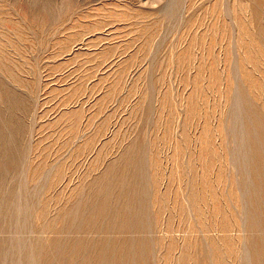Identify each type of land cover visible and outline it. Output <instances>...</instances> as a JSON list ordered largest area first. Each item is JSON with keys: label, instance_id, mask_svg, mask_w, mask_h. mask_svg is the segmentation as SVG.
<instances>
[{"label": "rangeland", "instance_id": "1", "mask_svg": "<svg viewBox=\"0 0 264 264\" xmlns=\"http://www.w3.org/2000/svg\"><path fill=\"white\" fill-rule=\"evenodd\" d=\"M66 263L264 264V0H0V264Z\"/></svg>", "mask_w": 264, "mask_h": 264}, {"label": "bare ground", "instance_id": "2", "mask_svg": "<svg viewBox=\"0 0 264 264\" xmlns=\"http://www.w3.org/2000/svg\"><path fill=\"white\" fill-rule=\"evenodd\" d=\"M261 145H262V144H261ZM259 146H260V145H259ZM43 164H44V163H43ZM59 165H60V164H59ZM43 166H44V165H43ZM14 169H15V168H14ZM55 172H56V171H55ZM121 185H122V184H121ZM134 186H135V185H134ZM119 187H120V186H119ZM113 190H114V189H113ZM46 191H47V190H46ZM135 194H136V193H135ZM47 197H48V196H47ZM58 197H59V196H58ZM135 197H136V196H135ZM125 198H126V197H125ZM125 198H124V199H125ZM138 198H139V197H138ZM104 199H105V198H104ZM48 200H49V199H48ZM108 200H109V199H108ZM105 201H106V200H105ZM135 201H136V200H135ZM50 202H51V200H50ZM198 203H199V202H198ZM103 204H104V203H103ZM141 204H142V203H141ZM55 205H56V204H55ZM93 205H95V204H93ZM101 205H102V204H101ZM104 205H105V204H104ZM104 205H103V206H104ZM112 205H113V204H112ZM131 205H132V204H131ZM192 205H193V204H192ZM53 206H54V205H53ZM65 206H66V205H65ZM107 206H108V205H107ZM107 206H105V208H106ZM109 206H111V205H109ZM109 206H108V207H109ZM138 206H139V205H138ZM101 207H102V206H101ZM195 207H196V206H195ZM53 208H54V207H53ZM96 208H98V207H96ZM111 208H112V207H111ZM133 208H134V207H133ZM135 208H136V207H135ZM93 209H94V208H93ZM93 209H92V210H93ZM108 209H110V208H108ZM95 210H96V209H94V211H95ZM113 210H116V209H115V206H114V209H113ZM113 210H112V211H113ZM101 211H102V210H101ZM119 211H120V210H119ZM124 211H125V209H124ZM124 211H123V212H124ZM110 212H111V211H110ZM120 212H121V211H120ZM127 212H128V211H127ZM195 212H196V211H195ZM96 213H97V212H96ZM105 213H106V212H105ZM113 213H114V212H113ZM36 214H37V212H36ZM86 214H87V213H86ZM100 214H101V213H99V215H100ZM103 214H104V213H103ZM111 214H112V213H111ZM29 215H30V214H29ZM92 215H94V212L92 213ZM96 215H97V214H96ZM105 215H106V214H105ZM107 215H108V214H107ZM107 215H106V216H107ZM112 215H113V214H112ZM114 215H115V214H114ZM126 215H128V214H126ZM109 216H110V215H109ZM94 217L96 218V216H94ZM94 217H93V218H94ZM112 217H113V216H112ZM128 217H129V215H128ZM102 218H103V217H102ZM125 218H126V217H124L123 219L125 220ZM130 218H131V217H130ZM53 219H54V217H53ZM95 220H96V219H95ZM98 220H99V219H98ZM88 221H89V220H88ZM108 221H109V220H108ZM114 221H115V220H114ZM118 221H119V220H118ZM121 221H122V220H121ZM129 221H130V220H129ZM135 221H136V220H135ZM135 221H134V222H135ZM122 222H123V221H122ZM122 222H121V223H122ZM126 222H127V221H126ZM131 222H132V221H131ZM134 222H133V223H134ZM92 223H93V222H92ZM103 223H104V221H103ZM119 223H120V222H119ZM237 223H238V222H237ZM109 224H110V223H109ZM123 224H124V223H123ZM123 224H122V226H123ZM112 225H113V224H112ZM83 239H84V238H83ZM77 241H78V240H77ZM102 241H103V240H102ZM108 241H109V240H108ZM110 241H111V240H110ZM106 242H107V240H106ZM112 242H113V241H112ZM72 243L74 244V242H72ZM72 243H70V244H72ZM81 243H82V242H81ZM228 243H229V242H228ZM78 244H80V241H78ZM82 244L85 245L84 243H82ZM102 244H103V243H102ZM106 244H107V243H106ZM109 244L111 245V244H113V243H110V242H109ZM115 244H116V243H115ZM118 244H119V243H118ZM128 244H129V243H128ZM130 244H131V243H130ZM104 245H105V243H104ZM113 245H114V244H113ZM135 245H136V244H135ZM259 245H260V244H259ZM74 246H75V245H74ZM102 246H103V245H102ZM116 246H117V245H116ZM126 246H127V245H126ZM76 247H77V249H79V247H78L77 245H76ZM76 247H74V248H76ZM109 247H110V246H109ZM109 247L107 246L106 248H109ZM111 247H112V246H111ZM261 247H262V245H261ZM60 248H61V246H60ZM101 248H102V247H101ZM101 248H99V249H101ZM114 248H115V247H114ZM125 248L128 249V247H125ZM130 248H131V247H130ZM130 248H129V249H130ZM61 249H62V248H61ZM84 249H85V248H84ZM88 249H89V248L87 247V252H88ZM103 249H104V248H103ZM111 249H112V248H111ZM111 249H110V250H111ZM117 249H118V247L116 248V250H117ZM135 249H136V248H135ZM69 250H70V248H69ZM82 250H83V249H82ZM119 250H120V249H119ZM119 250H117V251H119ZM136 250H137V249H136ZM139 250H140V248H139ZM257 250H258V249H257ZM37 251H38V250H37ZM85 251H86V250H85ZM95 251H96V249H94V253H95ZM105 251H106V249H105ZM120 251H121V250H120ZM123 251H124V250H123ZM123 251H122V252H123ZM127 251H128V250H127ZM245 251H246V250H245ZM260 251H261V249L259 250V252H260ZM81 252H82V251H81ZM89 252H90V251H89ZM109 252H110V251H109ZM134 252H135V251H134ZM64 253H65V252H64ZM71 253H72V252H71ZM73 253H75V252H73ZM77 253H78V252H77ZM96 253H98V252H96ZM101 253H102V252H101ZM104 253H105V252H104ZM107 253H108V252H107ZM110 253H111V252H110ZM123 253H125V252H123ZM262 253H263V252H262ZM68 254H69V253H68ZM79 254H80V253H79ZM81 254H82V253H81ZM81 254H80V255H81ZM116 254H117V253H116ZM118 254L120 255L119 252H118ZM125 254H126V253H125ZM141 254H142V253H141ZM75 255H77V254H75ZM98 255H100V252H99ZM106 255H107V254H106ZM114 255H115V253H114ZM90 256H91V255H90ZM96 256H97V254H96ZM120 256H123V255H120ZM86 257H87V256H86ZM92 257H93V256H92ZM99 257H100V256H99ZM110 257H111V256H110ZM84 258H85V257H84ZM103 258H104V257H103ZM123 258H124V257H123ZM125 258H126V257H125ZM116 259H119V256H117ZM129 259H130V257H129ZM83 260H84V259H83ZM96 260H99V259H96ZM106 260H107V258H106ZM114 260H115V258H114ZM120 260H121V259H120ZM47 261H48V260H47ZM65 261H66V260H65ZM75 261H76V260H75ZM86 261H87V260H86ZM86 261L84 260V262H86ZM91 261H92V260H91ZM125 261H126V260H125ZM127 261H129V260H127ZM66 262H67V261H66ZM88 262H89V260H88ZM94 262H95V259H94ZM112 262H113V261H112ZM119 262H120V261H119ZM122 262H124V261H122ZM48 263H49V262H48ZM51 263H52V262H51ZM70 263H71V262H70ZM70 263H69V264H70ZM80 263H81V262H80ZM91 263H92V262H91ZM97 263H98V262H97ZM97 263H96V264H97ZM99 263H100V261H99ZM115 263H116V262H115ZM129 263H130V261H129ZM66 264H67V263H66ZM73 264H74V263H73ZM75 264H77V263H75ZM78 264H79V263H78ZM118 264H119V263H118ZM120 264H121V263H120ZM124 264H127V263H124ZM133 264H134V263H133ZM259 264H260V263H259Z\"/></svg>", "mask_w": 264, "mask_h": 264}]
</instances>
